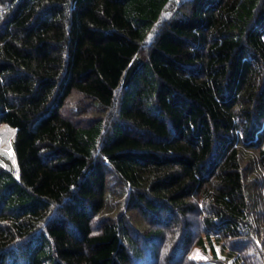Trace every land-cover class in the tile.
Returning a JSON list of instances; mask_svg holds the SVG:
<instances>
[{"label": "trees", "instance_id": "trees-1", "mask_svg": "<svg viewBox=\"0 0 264 264\" xmlns=\"http://www.w3.org/2000/svg\"><path fill=\"white\" fill-rule=\"evenodd\" d=\"M0 264H264V0H0Z\"/></svg>", "mask_w": 264, "mask_h": 264}, {"label": "rangeland", "instance_id": "rangeland-1", "mask_svg": "<svg viewBox=\"0 0 264 264\" xmlns=\"http://www.w3.org/2000/svg\"><path fill=\"white\" fill-rule=\"evenodd\" d=\"M15 137V129L2 123L0 124V161L7 163L6 159L15 164L13 153V142ZM202 264H218L212 261H204Z\"/></svg>", "mask_w": 264, "mask_h": 264}]
</instances>
